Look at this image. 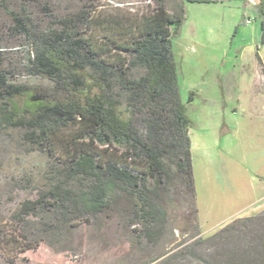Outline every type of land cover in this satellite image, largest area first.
Segmentation results:
<instances>
[{"label":"rangeland","instance_id":"1","mask_svg":"<svg viewBox=\"0 0 264 264\" xmlns=\"http://www.w3.org/2000/svg\"><path fill=\"white\" fill-rule=\"evenodd\" d=\"M25 9L34 27L53 16L82 10L115 16L155 6L156 0H0ZM165 0L184 21L172 38L181 101L192 126V164L200 230L194 200L176 184L165 224L149 239L136 203L119 198L111 209L62 224L56 239L20 255L22 264H228L260 258L264 251V44L259 0ZM10 15L0 8V65L12 80L37 94L62 98L47 78L28 74V41L10 30ZM194 92L190 101V93ZM26 130L0 128V228L23 201L36 199L60 178L63 165L25 136ZM63 179V176L62 178ZM71 188L77 191V183ZM45 212L42 215H61ZM249 214V216H248ZM253 214V215H250ZM260 216V217H259ZM263 216V217H261ZM242 222L213 238L236 219ZM59 224V223H58ZM202 229V230H201ZM58 232V231H57ZM26 260H29L27 262ZM0 264L11 260L0 254Z\"/></svg>","mask_w":264,"mask_h":264},{"label":"trees","instance_id":"2","mask_svg":"<svg viewBox=\"0 0 264 264\" xmlns=\"http://www.w3.org/2000/svg\"><path fill=\"white\" fill-rule=\"evenodd\" d=\"M5 2L0 8L12 19L10 30L30 46L28 74L49 79L63 97L35 93L0 65V128L25 129L28 140L63 165V179L38 198L23 201L0 228V254L20 264V255L57 238L62 224L75 216L68 214L75 211L87 222L119 198L136 203L142 232L154 239L168 215L165 196L176 184L191 195L199 222L192 122L181 101L172 45L184 8L174 13L165 0H156L153 7L115 16L82 10L54 15L42 29L34 27L24 8L18 12ZM258 13L264 44V0ZM45 212L61 215L51 218ZM259 217L236 219L213 238ZM260 256L228 264H264V251Z\"/></svg>","mask_w":264,"mask_h":264},{"label":"crops","instance_id":"3","mask_svg":"<svg viewBox=\"0 0 264 264\" xmlns=\"http://www.w3.org/2000/svg\"><path fill=\"white\" fill-rule=\"evenodd\" d=\"M264 209V206H260V207H258L257 208V210H256V212L254 213V214H257V213H259L261 210H263ZM198 215H199V210H198ZM250 215H253V214H250ZM248 216H249V214H248ZM199 224H200V222H199ZM200 228H201V226H200ZM202 230V229H201Z\"/></svg>","mask_w":264,"mask_h":264}]
</instances>
